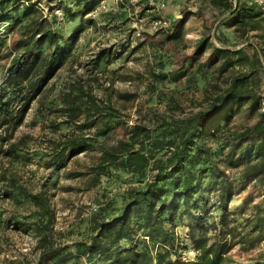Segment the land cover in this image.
<instances>
[{"label": "rangeland", "instance_id": "374dc122", "mask_svg": "<svg viewBox=\"0 0 264 264\" xmlns=\"http://www.w3.org/2000/svg\"><path fill=\"white\" fill-rule=\"evenodd\" d=\"M30 1L41 31L58 35L57 45L41 42L48 59L57 57L36 91L26 81L17 92L32 97L20 122H0V264L32 263L45 248L72 251L75 242L89 243L102 222L117 218L133 192L152 182L173 132L239 75L246 78L238 87L258 96L259 108L239 104L218 134L204 139L217 175H200L188 206L179 198L171 214L151 218L171 234L173 246L164 248L162 234L146 235L134 217L128 222L134 248L144 247L150 264L165 249L171 258L191 260L199 253L194 239L221 237L228 245L223 264H264V173L255 172L257 160L239 154L251 141L241 134L264 111V0H246L260 6L259 15L233 25L230 13L210 0H24L19 10ZM33 25L27 18L0 19V89ZM201 41L205 48L196 53ZM89 96L102 109L70 117L68 107L82 101L84 107ZM69 133L91 146L59 153ZM120 140L135 149L142 142L148 159L142 171L103 156V147ZM155 140L161 147L152 146ZM79 255L68 264H89Z\"/></svg>", "mask_w": 264, "mask_h": 264}, {"label": "trees", "instance_id": "16d2710c", "mask_svg": "<svg viewBox=\"0 0 264 264\" xmlns=\"http://www.w3.org/2000/svg\"><path fill=\"white\" fill-rule=\"evenodd\" d=\"M23 1L0 0L1 20L11 19L13 22L22 23L27 18L34 22V27L21 40L24 48L8 66L7 76L0 89V122L5 124L13 121V126L20 122L32 99V97L26 98L23 94L19 96L17 92L25 89L23 84L26 81L29 91H36L40 85L39 82L41 81L42 84L44 76L50 74V66L57 57L56 52H54L52 58L48 59L44 50L45 47L43 49L41 42H46V48L51 43L57 45L58 35L50 30L41 31V23L35 17H31L37 8L34 7V2L30 1L25 5L20 4L22 8L19 10V3ZM235 1L236 5H233L231 0H210L213 5L230 13L231 25L251 21L259 15L260 6L258 4L252 5L246 0ZM37 34H40V37L34 38ZM204 48V41H201L197 45L196 53L203 52ZM262 58H264V54H262ZM37 75L42 77L35 83H29L30 77ZM245 78V75L234 77L224 90L211 98L206 108L198 110L186 118L181 129L173 132L175 137L166 140L168 147L172 146V149L164 161H158L157 172L153 175L152 182L147 185L145 190L133 192L134 194L130 197L131 200L117 218L110 222H102L99 225L100 232L94 235L89 243L75 242L72 245V251H64L63 249L66 247L45 248L36 262L27 264H68L71 257L79 254L86 255L89 264H150L152 262L151 254L145 251L144 247L141 249L134 248L132 230L128 222L131 217L142 223V228L148 232L146 235L153 237L162 234L161 242L164 248L167 244L172 247L173 237L171 234L164 230L162 225H157L151 218L154 215L158 218L162 212L171 214L177 207L179 198H182L183 204L188 206L189 197L200 185V175L205 172L210 175H217V169L214 167L217 160L204 143V139L214 138L218 134V127L227 121L239 104L249 102L251 109L257 110L259 108V97L244 90L242 86L238 87V81ZM22 96L24 97L22 98ZM88 98V101L86 100L88 104L82 108L79 104L82 102L85 104L84 101L78 102V105L71 104L68 107L69 116L73 118L77 115V111L81 110L88 117L92 110L102 109L95 105L96 103L90 96ZM19 99L23 101L19 108L14 110L13 104ZM105 129L100 130L99 134H104ZM247 130L241 135L249 134L246 141H251L243 147V151L239 154L247 160H257L255 172L264 173V111L259 113L257 121ZM134 134H138V132L135 131ZM86 140L69 133L60 142L61 150L59 153L65 151L67 155H70L84 151L91 146V143ZM225 144H228L227 141ZM152 146L161 147L157 140L154 141V145L152 142ZM145 153L142 142L136 149L131 143L124 140L118 141L116 145L102 148L103 156L110 163L135 172H140L147 166L148 159ZM193 161H198L201 165L192 169ZM252 230H257V227ZM121 239L127 241L128 245H120ZM193 243L199 253L191 260L184 261L177 257L171 258L167 249L163 253H159L153 260L156 264L224 263L226 248L228 247L225 243V237L215 238L211 243H207L206 238H198L194 239Z\"/></svg>", "mask_w": 264, "mask_h": 264}]
</instances>
